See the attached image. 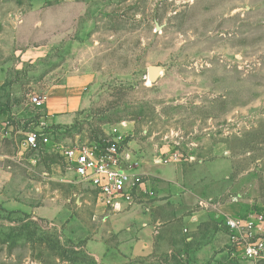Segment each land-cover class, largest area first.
Here are the masks:
<instances>
[{
    "label": "rangeland",
    "instance_id": "374dc122",
    "mask_svg": "<svg viewBox=\"0 0 264 264\" xmlns=\"http://www.w3.org/2000/svg\"><path fill=\"white\" fill-rule=\"evenodd\" d=\"M150 66L164 69L156 83ZM81 77L85 105L69 124L30 104ZM113 128L145 192V166L193 163L204 139L227 144L228 185L251 209L235 219L262 217L264 232V0H0V264H143L121 258L108 219L143 208L144 191L114 213L61 154L108 144ZM231 252L229 264H264Z\"/></svg>",
    "mask_w": 264,
    "mask_h": 264
},
{
    "label": "crops",
    "instance_id": "0c3cea01",
    "mask_svg": "<svg viewBox=\"0 0 264 264\" xmlns=\"http://www.w3.org/2000/svg\"><path fill=\"white\" fill-rule=\"evenodd\" d=\"M31 1L35 5L48 0ZM85 81L82 77L67 79L47 91L43 109L48 122H71L85 105ZM196 154L191 156L193 163L177 159L144 167L148 191L143 190V208L134 207L108 219L119 239L115 248L122 259L143 258V264H158L167 258L185 264L236 261L225 220L248 215L251 209L240 199L237 185H228L235 159L227 144L217 146L205 139Z\"/></svg>",
    "mask_w": 264,
    "mask_h": 264
},
{
    "label": "built area",
    "instance_id": "2783aa9c",
    "mask_svg": "<svg viewBox=\"0 0 264 264\" xmlns=\"http://www.w3.org/2000/svg\"><path fill=\"white\" fill-rule=\"evenodd\" d=\"M47 101V94H42L32 97L30 104L42 108ZM44 125L40 126L41 133ZM111 134L114 139L108 144L64 148L61 154L75 176L94 189L99 202L114 213H122L138 205L137 201L143 193V182L139 163L133 161L132 155L124 150V140L119 130L113 128ZM40 142L47 143L49 140L42 134ZM24 144L28 148H36L38 136L29 134ZM162 162L156 161L159 164ZM257 221L262 222V217L225 220L231 247L242 252L243 257L249 260H256L264 253V232Z\"/></svg>",
    "mask_w": 264,
    "mask_h": 264
},
{
    "label": "water",
    "instance_id": "95a60500",
    "mask_svg": "<svg viewBox=\"0 0 264 264\" xmlns=\"http://www.w3.org/2000/svg\"><path fill=\"white\" fill-rule=\"evenodd\" d=\"M159 28V27H158ZM163 67L160 66H150L148 68V80L151 83H156L163 73Z\"/></svg>",
    "mask_w": 264,
    "mask_h": 264
}]
</instances>
